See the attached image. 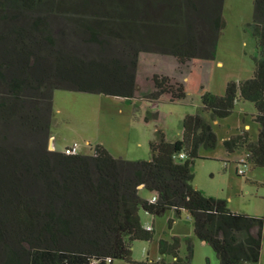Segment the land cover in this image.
Listing matches in <instances>:
<instances>
[{
	"label": "trees",
	"instance_id": "16d2710c",
	"mask_svg": "<svg viewBox=\"0 0 264 264\" xmlns=\"http://www.w3.org/2000/svg\"><path fill=\"white\" fill-rule=\"evenodd\" d=\"M223 5L0 0V264L133 263L132 243L153 241L155 234L144 227L142 210L156 217L188 212L218 264L260 263L264 219L206 196L194 185L193 165L202 149L218 146L214 123L241 99L255 105L258 138L244 129L224 148L228 154L243 149L249 165L264 167V0L254 1L248 25L257 40L253 77L229 82L223 96L202 87V107L184 117L181 139L168 141L157 128L150 160L115 157L101 144L91 155L49 149L56 90L147 102L153 109L163 99L185 100L193 61L215 58L227 26ZM160 119L156 107L144 121ZM142 189L157 201L142 198ZM188 246L181 260L180 238L160 241L161 253L174 258L170 264H191Z\"/></svg>",
	"mask_w": 264,
	"mask_h": 264
},
{
	"label": "rangeland",
	"instance_id": "374dc122",
	"mask_svg": "<svg viewBox=\"0 0 264 264\" xmlns=\"http://www.w3.org/2000/svg\"><path fill=\"white\" fill-rule=\"evenodd\" d=\"M254 1L224 0L223 15L227 26L217 43L215 58L193 61L191 72L185 79L186 99L178 102L163 99L154 106L160 113V121L145 123L148 110L155 109L151 108L153 104L147 102L56 90L49 149L52 144L56 147L54 150L63 152L65 146L76 143L80 152L91 155L94 147L102 144L115 157L150 160L152 153L149 142L155 138L157 128L164 130L168 141L181 139L184 117L198 113L202 107V87L214 95L223 96L229 82H241L253 77L257 40L248 25L254 19ZM256 113L252 102L240 99L229 117L214 123L219 143L215 149L200 151V157L193 165L194 185L206 196L226 200L234 213L264 219V167L249 165L246 174L240 175L237 170L243 159L247 161V153L241 149L228 154L224 148V141L228 137L244 129L250 132L252 140H257L259 124L254 120ZM247 125L249 128H246ZM140 194L142 198H148L150 192L144 190ZM147 218L156 220L153 241H134L133 263L115 260L114 264L156 263L161 257L163 261L160 264H170L174 258L172 255L163 256L160 241L173 242L175 237L180 238L178 257L181 260L189 255V241L192 245L191 264H218L214 249L196 236L193 220L185 210L180 214L170 210L157 217L144 215V225ZM259 264H264V231Z\"/></svg>",
	"mask_w": 264,
	"mask_h": 264
},
{
	"label": "built area",
	"instance_id": "2783aa9c",
	"mask_svg": "<svg viewBox=\"0 0 264 264\" xmlns=\"http://www.w3.org/2000/svg\"><path fill=\"white\" fill-rule=\"evenodd\" d=\"M63 152L66 154V155H76V154H79L80 153V147L78 144H73L71 146H68L66 147ZM180 158L181 159H185L186 156L184 153H182L180 155ZM249 168V163L246 161V160H242L241 163H240V166L237 170V172L240 174V175H245L246 174V169ZM157 201V196L154 195L152 198H151V202H155ZM153 228L152 227H147V230H152ZM112 260L111 259H108V263H111ZM150 264H154L153 262L150 263Z\"/></svg>",
	"mask_w": 264,
	"mask_h": 264
},
{
	"label": "crops",
	"instance_id": "0c3cea01",
	"mask_svg": "<svg viewBox=\"0 0 264 264\" xmlns=\"http://www.w3.org/2000/svg\"><path fill=\"white\" fill-rule=\"evenodd\" d=\"M217 122V121H216ZM215 122V123H216ZM246 128H249V126L247 125L246 126ZM153 137H154V135H153ZM55 141V140H54ZM54 143V142H53ZM102 145V144H101ZM69 145H67V146H65V148L66 147H68ZM104 146V145H103ZM54 148L56 149V147H55V145H54ZM64 148V149H65ZM108 151H109V148H108ZM110 152V151H109ZM80 153H82V154H88V153H84L83 151H81ZM111 153V152H110ZM112 154V153H111ZM114 156V155H113ZM117 157V156H116ZM118 157H122V156H118ZM142 191H144V189H142L141 191H140V193L142 192ZM154 196V194L153 193H151L150 192V195H149V197L148 198H144V199H147V200H151V198ZM171 211H173V210H171ZM144 215H146V216H150V214L149 213H147V212H145V211H141V220H144ZM153 216V215H152ZM152 220V219H151ZM150 219H148L147 218V221L145 222V225H144V227L147 229V227H152L153 229H154V231H156V220L155 219H153L152 221H151ZM143 223V222H142ZM164 257L166 256V255H163ZM162 259V257L161 258H159L158 259V261H160ZM152 262H154V261H149L147 264H150V263H152Z\"/></svg>",
	"mask_w": 264,
	"mask_h": 264
},
{
	"label": "water",
	"instance_id": "95a60500",
	"mask_svg": "<svg viewBox=\"0 0 264 264\" xmlns=\"http://www.w3.org/2000/svg\"><path fill=\"white\" fill-rule=\"evenodd\" d=\"M50 150H54V147H53V145L52 144H50Z\"/></svg>",
	"mask_w": 264,
	"mask_h": 264
}]
</instances>
